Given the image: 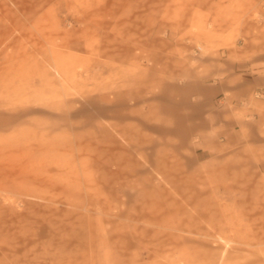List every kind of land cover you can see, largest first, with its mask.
Segmentation results:
<instances>
[{
    "label": "rangeland",
    "instance_id": "374dc122",
    "mask_svg": "<svg viewBox=\"0 0 264 264\" xmlns=\"http://www.w3.org/2000/svg\"><path fill=\"white\" fill-rule=\"evenodd\" d=\"M257 59L264 0H0V264H264V146L192 123Z\"/></svg>",
    "mask_w": 264,
    "mask_h": 264
},
{
    "label": "crops",
    "instance_id": "0c3cea01",
    "mask_svg": "<svg viewBox=\"0 0 264 264\" xmlns=\"http://www.w3.org/2000/svg\"><path fill=\"white\" fill-rule=\"evenodd\" d=\"M254 92H264V59L220 76L207 89L203 105L192 114L198 162L212 159L219 149L244 142L264 146V97L255 98ZM217 96H222L221 105L215 101Z\"/></svg>",
    "mask_w": 264,
    "mask_h": 264
},
{
    "label": "built area",
    "instance_id": "2783aa9c",
    "mask_svg": "<svg viewBox=\"0 0 264 264\" xmlns=\"http://www.w3.org/2000/svg\"><path fill=\"white\" fill-rule=\"evenodd\" d=\"M261 93H259V95H260ZM262 95V94H261Z\"/></svg>",
    "mask_w": 264,
    "mask_h": 264
}]
</instances>
